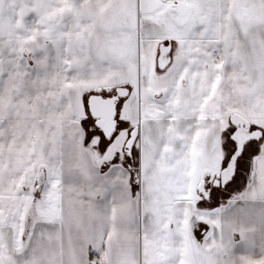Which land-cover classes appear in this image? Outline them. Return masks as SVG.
<instances>
[{
    "label": "snow or ice",
    "instance_id": "obj_1",
    "mask_svg": "<svg viewBox=\"0 0 264 264\" xmlns=\"http://www.w3.org/2000/svg\"><path fill=\"white\" fill-rule=\"evenodd\" d=\"M0 264H264V0H0Z\"/></svg>",
    "mask_w": 264,
    "mask_h": 264
}]
</instances>
